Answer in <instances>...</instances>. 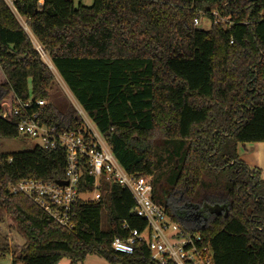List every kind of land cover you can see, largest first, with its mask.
Here are the masks:
<instances>
[{
  "label": "trees",
  "instance_id": "16d2710c",
  "mask_svg": "<svg viewBox=\"0 0 264 264\" xmlns=\"http://www.w3.org/2000/svg\"><path fill=\"white\" fill-rule=\"evenodd\" d=\"M0 0V138L19 136L17 97L50 100L46 53L84 113L126 171L152 177L153 198L174 220L203 236L213 264H264V178L239 145L264 142V0ZM226 23H213V11ZM202 13L209 28L196 27ZM22 17L29 28L20 22ZM31 33V34H30ZM44 122L78 131L77 109L53 103ZM165 149L162 171L158 150ZM66 151L35 146L0 153V207L22 236L14 264H71L97 254L110 264H158L146 245L132 255L115 238L147 222L132 194L102 179L104 195L75 205L74 227L56 223L11 186L23 179L61 182ZM84 174L81 192L93 191ZM165 192V193H162ZM170 196V197H169Z\"/></svg>",
  "mask_w": 264,
  "mask_h": 264
},
{
  "label": "built area",
  "instance_id": "2783aa9c",
  "mask_svg": "<svg viewBox=\"0 0 264 264\" xmlns=\"http://www.w3.org/2000/svg\"><path fill=\"white\" fill-rule=\"evenodd\" d=\"M15 12L14 0H4ZM200 15L194 25L201 24ZM213 23H226L219 11L212 12ZM204 16V15H203ZM211 22V20L209 19ZM40 53H44L35 43ZM47 105L43 99L17 97L13 110L14 123L20 136L36 142L35 146L66 151V177L61 182H45L38 179H23L11 186L14 194H24L42 208L59 225L73 228L76 216L75 205L81 199V185L86 173L94 178V190H99L102 179L114 182L127 189L135 201L134 213L147 222L144 230L132 229L125 238L117 237L112 242L115 252L132 255L140 245H146L150 259L158 264H213V250L203 236L193 232L173 219L172 214L153 198L152 177L129 173L119 163L111 147L91 119L82 109L78 112L83 127L78 131H60L55 125L44 122L41 109ZM86 192V191H85ZM87 202L94 201L88 198ZM9 257L14 264V254ZM21 264V263H20ZM56 264H63L62 260Z\"/></svg>",
  "mask_w": 264,
  "mask_h": 264
},
{
  "label": "rangeland",
  "instance_id": "374dc122",
  "mask_svg": "<svg viewBox=\"0 0 264 264\" xmlns=\"http://www.w3.org/2000/svg\"><path fill=\"white\" fill-rule=\"evenodd\" d=\"M75 5L83 4L86 6H91L93 4V0H74ZM200 21L201 24L199 27L201 28H209L210 21L206 16H203L200 13ZM19 17L20 22L23 26L29 31L26 22L22 17ZM31 34V33H30ZM35 43H38L36 39H34L33 35L31 34ZM41 58L43 61L51 68L54 74V84L52 90V97L50 100L46 99L47 104L50 102L56 105L60 110H65V108L72 106L73 108L81 109L78 102L72 95L71 91L65 84L64 80L60 76V74L55 69L54 65L52 64L49 56L46 53H41ZM82 118V117H81ZM93 127L97 129L95 123L92 121ZM99 131V130H98ZM34 141H31L28 138L23 136H18L17 138H0V153H7L12 154L15 152L31 150L35 147ZM165 149L162 147L158 150V156L160 158V167L159 169L162 171L163 169L167 168V159L165 157ZM169 165V164H168ZM162 193H165L162 191ZM104 195V193L99 189L93 191H86L80 194L81 199L87 200L88 198H92V200H97L100 196ZM170 197V196H169ZM18 235L22 236L18 221L10 215L4 208L0 207V251L4 248V245L8 244L12 249L17 245L15 244L16 237ZM63 264H71L68 258L63 259ZM0 264H12L9 257L0 258ZM77 264H110L107 260L97 254L88 255L83 261H79Z\"/></svg>",
  "mask_w": 264,
  "mask_h": 264
},
{
  "label": "crops",
  "instance_id": "0c3cea01",
  "mask_svg": "<svg viewBox=\"0 0 264 264\" xmlns=\"http://www.w3.org/2000/svg\"><path fill=\"white\" fill-rule=\"evenodd\" d=\"M240 158L251 168H259L264 178V142L239 145Z\"/></svg>",
  "mask_w": 264,
  "mask_h": 264
},
{
  "label": "water",
  "instance_id": "95a60500",
  "mask_svg": "<svg viewBox=\"0 0 264 264\" xmlns=\"http://www.w3.org/2000/svg\"><path fill=\"white\" fill-rule=\"evenodd\" d=\"M250 1H253V0H250ZM26 29V28H25ZM61 184H66V182H61Z\"/></svg>",
  "mask_w": 264,
  "mask_h": 264
}]
</instances>
